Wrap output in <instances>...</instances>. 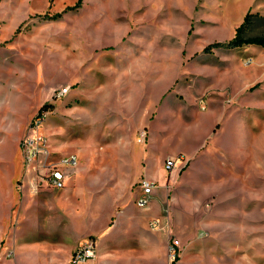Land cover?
<instances>
[{"label": "rangeland", "instance_id": "374dc122", "mask_svg": "<svg viewBox=\"0 0 264 264\" xmlns=\"http://www.w3.org/2000/svg\"><path fill=\"white\" fill-rule=\"evenodd\" d=\"M17 2L34 10L5 42L0 40V60L7 48L0 89L5 86L8 92L5 101L0 99V112L6 110L9 120L8 128L0 130V143L13 157L32 116L47 107L39 131L49 147L79 155L67 187L51 190L54 203L65 213L95 199L104 204L96 221L72 217V225L113 223L112 209L135 199L143 155H149L153 141L173 145L182 138L196 146L200 125L204 140L210 139L214 123L209 110L200 108L201 97L210 106L213 99L226 106L220 123L224 140L239 145L248 165L261 169L243 176L239 196L255 181L264 201V112L255 106L264 45L205 50L229 41L247 13L245 35H263L264 15L257 11L264 12V0ZM64 84L71 85L70 92L56 98L54 89ZM10 91H17V97H10ZM143 129L146 144L138 141ZM237 148L231 146V154ZM1 208L0 264H44L63 245L53 216L23 221L15 217L17 206L11 218L9 209Z\"/></svg>", "mask_w": 264, "mask_h": 264}, {"label": "crops", "instance_id": "0c3cea01", "mask_svg": "<svg viewBox=\"0 0 264 264\" xmlns=\"http://www.w3.org/2000/svg\"><path fill=\"white\" fill-rule=\"evenodd\" d=\"M21 3L17 0H0V40L3 42L6 41V36L14 33L24 20L33 15L34 7L23 6ZM257 12L264 15L262 10ZM252 45L254 44L246 46L248 48ZM6 50L5 46L0 60L4 66ZM261 68L258 73L261 84L255 88V106L264 112V65ZM7 94L5 86L0 89L2 101L6 100ZM17 95V91H10V97ZM206 101L207 107L203 110H209L214 123L212 137L204 140L203 127L200 125L196 146L182 138H178L173 145L153 141L149 155H143L140 172L141 179L147 178L155 182L152 198L145 206L137 204V198L143 192L140 179L134 201L118 204L112 209L116 211L112 224H71L72 217L83 218L85 221L87 217L95 221L101 217L104 204L98 203L96 199L89 202V206L84 204L65 213L54 203V193L51 190L57 188L41 187L36 193L30 190L24 175L20 148L24 135L20 138L18 150L13 157L7 155L9 150L6 143H0L1 211L9 209L11 218L14 211L12 207L17 206L15 217L23 221H34L42 216L43 221L52 216L57 220L56 226L61 229L65 241L44 264L66 263L89 236L96 238L97 255L80 264H169L167 248L173 237L179 238L182 244L179 264H264V201L259 198L255 181H250L244 188L243 198L239 196L242 189L238 188L243 176L261 169L248 165L247 156L240 154L239 145L229 146L224 140L225 130L220 123L226 113V106L215 99L211 100V106ZM39 106L34 105L29 115ZM7 114L6 110L0 112V130L8 128ZM22 124L23 122L20 125ZM231 146L238 147L234 154L229 150ZM52 152L54 159L76 154L79 164V155L75 152L63 154L53 149ZM19 154L20 162L17 161ZM178 154H184L188 158L187 166L168 173L164 167L165 159ZM77 169L78 165L67 180L65 188ZM15 177L16 187L13 186ZM47 195H50L49 201ZM210 200L211 203L207 204ZM28 201L31 202L30 206L23 208V204ZM167 201L170 202L169 214L164 211ZM40 202L44 205H40ZM88 207L89 213L86 212ZM153 218H161V229L150 227L149 222ZM18 237H23V233Z\"/></svg>", "mask_w": 264, "mask_h": 264}, {"label": "built area", "instance_id": "2783aa9c", "mask_svg": "<svg viewBox=\"0 0 264 264\" xmlns=\"http://www.w3.org/2000/svg\"><path fill=\"white\" fill-rule=\"evenodd\" d=\"M70 90L71 85L64 84L57 89L55 88L53 95L56 98L63 97L67 95ZM199 105L202 109L207 107V101L204 97L199 99ZM47 113V110H38L33 115L28 124L27 131L20 141L24 175L33 193L38 192L41 187L65 188L67 180L78 165L77 155L73 153L59 159H54L52 149L48 145V137L41 134L39 131V125L45 120ZM147 136V131L143 129L139 133L138 141L141 143L146 142ZM188 162V158L184 154H178L176 156L167 157L164 167L168 173H172L175 169L182 170L187 166ZM140 184L143 188V192L137 198L136 202L139 206H145L152 198L155 182L147 178H142ZM210 203L211 200L207 204ZM164 211L166 214H169L170 202H166ZM149 225L152 229H161L163 227L161 218L151 219ZM181 251L182 244L180 239L173 237L167 248L169 264H179ZM96 255V238L89 236L77 247L70 259L64 264H80L83 261L94 258Z\"/></svg>", "mask_w": 264, "mask_h": 264}, {"label": "trees", "instance_id": "16d2710c", "mask_svg": "<svg viewBox=\"0 0 264 264\" xmlns=\"http://www.w3.org/2000/svg\"><path fill=\"white\" fill-rule=\"evenodd\" d=\"M81 0H78L77 4H79ZM251 13H247L244 17L243 22L236 27V33L235 35L227 42H214L209 44L208 46L205 47V50L208 51L212 47L215 46H226L229 48H238L243 45H249V44H257V45H264V34L263 35H257L253 37H247L245 35L246 31V25H247V20L249 19ZM47 109L46 106H42L41 110Z\"/></svg>", "mask_w": 264, "mask_h": 264}]
</instances>
